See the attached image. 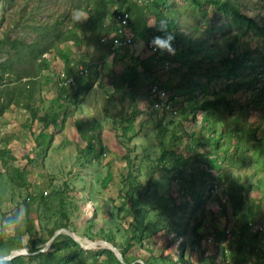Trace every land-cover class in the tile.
Returning a JSON list of instances; mask_svg holds the SVG:
<instances>
[{
  "label": "rangeland",
  "instance_id": "374dc122",
  "mask_svg": "<svg viewBox=\"0 0 264 264\" xmlns=\"http://www.w3.org/2000/svg\"><path fill=\"white\" fill-rule=\"evenodd\" d=\"M96 1L0 0V257L12 249L28 250L29 235L23 225L28 210L34 239L46 238L57 224L76 236L87 234V239L80 240L89 245L106 240L100 238L102 223L111 220L116 240L142 245L150 238L147 245L159 244L162 251L170 252L158 256L155 264H235L231 253L241 239V230L233 213L236 200L227 191L231 182L239 181L240 210L250 214L253 229L252 238H242L249 243L242 253L249 259L247 264H264V98L248 102L252 98L249 91L234 89L239 91L234 100L244 105L233 112L220 105L211 123L228 131L238 118L239 135L225 134L219 152L200 156L207 147L192 150V140H207L205 130L196 125L199 118L190 117L188 109L181 113L180 106L178 119H173L155 111L148 100L149 84H163L167 74L172 76L171 81L165 78L167 87L186 93L175 86L179 71L175 77L174 62L169 61L166 70L155 64L154 73L146 74L138 64L151 55L145 40L135 39L123 48L99 44L84 28L88 18L84 23L71 20L74 9L95 16ZM104 1L102 24L108 29L115 23L112 13L119 0ZM220 1L264 26L263 0ZM167 4L166 14L175 10L176 30L194 46L215 43L221 49V44L237 36L244 52L258 56L264 47L261 37L213 4L198 7L191 0H167ZM147 22L153 27L154 18ZM69 29L73 30L70 40H57L41 56L30 55L27 46L36 50L48 38L56 39L59 32V38H64ZM218 52V58L226 54L225 49ZM78 65L88 68L83 80L93 79L87 92L77 90V83H64L67 72H74ZM224 74L220 71L208 85L202 82L204 91L213 90L220 96L229 82L228 78L224 81ZM174 135L179 139L172 140ZM238 141L249 154L244 159L231 153ZM177 157L181 175L164 169ZM187 159L189 166L184 167L181 161ZM206 170L205 184L199 186L198 173ZM129 173L135 177L132 184L126 179ZM222 174L225 180L218 179ZM109 199L117 207L111 208ZM101 202L107 206L96 212L94 204L98 207ZM43 225L47 226L44 230ZM147 227L151 228L146 231ZM16 230L21 243L13 248L7 241ZM255 230H259L257 234ZM79 248L76 254L89 258L106 247ZM125 260L130 263L126 256ZM85 264L93 263L87 259Z\"/></svg>",
  "mask_w": 264,
  "mask_h": 264
},
{
  "label": "trees",
  "instance_id": "16d2710c",
  "mask_svg": "<svg viewBox=\"0 0 264 264\" xmlns=\"http://www.w3.org/2000/svg\"><path fill=\"white\" fill-rule=\"evenodd\" d=\"M99 2L96 3V13L93 15L88 16V21L86 22V24L84 25V28H87L88 30L91 31L92 36L97 39V42L99 44H106L109 43L110 46L111 43L107 40L102 41L101 38L103 36H109L112 32H117L118 30V26L115 23H112V25L109 26L108 29H105L103 27L102 21H103V15H104V9L106 7V2L104 0H98ZM172 1L169 2V4L172 5ZM191 3L195 6H204L205 4H213L218 11L223 12L225 15H230L233 18V21L236 24H244L246 25L247 28H249L250 30H252V34L258 37H261V40H264V26L262 25H257V23H255L252 18L247 17L245 15H243L242 13H240L235 7H228L225 3L226 2H221L220 0H191ZM169 9V5L167 4V0H152L149 1L148 3H143V4H139L136 0H119V6L118 9L116 11H114V13H112V15H115L118 11H125L126 13H128L129 15V27L130 30L132 32L133 38L135 39H143L146 42H148L150 39L153 38V36L155 35H161L162 33H159L156 30L155 25L158 24V22L163 19L166 20L168 23V30L174 35L175 40L173 42V47L175 48V54H169L167 52H161L160 50H156L154 53H152L150 56L146 57L145 59H143L142 61H139L138 64H140L143 67V71L146 74L152 75L153 72V67L155 64H160L161 68L162 65L166 62L169 63L170 62H174L177 63L179 67H174L173 69L175 71H179V69L181 67L186 68V71L184 72L187 73V75L183 76V80H185V83H187L188 88L191 85V88L188 89V92L186 93V96L181 97V104L180 106L182 107V111L181 113H186L187 109H188V113L189 116H191V114L194 112L195 107L200 106L199 104H197L196 100H195V96L196 94L194 93L193 90H195L194 88L198 85V83H194L196 82L195 80H192V76L188 75V73H193L194 69L196 67V65H198V63H200V61L204 58H209V59H214L213 58V54L209 55V54H204L207 50L206 48H202L199 46H194V44L192 42L187 41L184 38V35H182V33H179V30H176V22H175V18L174 13L175 10L171 8L172 11V15H168L166 14V12ZM89 10V9H88ZM149 17H153L154 18V25L153 27H150L147 25V21ZM73 30L69 29L64 38H59L60 37V32L56 34V39H54V37L43 39L46 40L44 44H39L36 50L32 49V45L27 46L29 48L30 51V55L33 56H41L45 51H47L48 49L52 48L55 46V43L57 42V40L60 41H68L70 40L71 36H72ZM54 39V40H53ZM51 40V41H50ZM48 41V42H47ZM101 42V43H100ZM239 40L237 38V36H233L232 38L229 39L228 42H226V54L222 56V58H220L221 60V64H223L222 67H227V73L225 74V79H229V82H227V84L225 85L224 90L228 93L232 90L235 89V87H246L243 90H247V91H251L252 90V85L254 83V72L256 69V66L259 64L261 58H263L264 56V48H260V54L258 56H256L254 53H249L248 51L244 52L240 49V46L238 45ZM185 44H187V46H184ZM180 45L179 48H177ZM198 52H204L201 54V57H197ZM219 53L218 51L215 50L214 52ZM220 54V53H219ZM196 57V58H195ZM164 59H168V60H164ZM217 61V60H216ZM242 61H246L248 65V70L251 72V79H249L246 82H242L243 84H240L236 81V78L233 77L235 76V73L238 71L239 67L241 66V64L243 63ZM242 62V63H241ZM230 65V66H229ZM243 65V64H242ZM2 67V66H1ZM86 67V65H85ZM87 69V73L86 74H78L75 71L74 72H67V77L71 76L73 77V82L70 83L69 85H73L74 83H77V90H80L81 92H87L89 91V89L92 87L93 85V79L91 77H89L86 80H83V78H85L88 75V68ZM163 69V68H162ZM215 69V68H214ZM213 68H211V70H214ZM134 72L135 70L132 69ZM165 70V69H163ZM213 75H217L215 72H213ZM231 76V80H230V76ZM153 83V82H151ZM150 83V84H151ZM154 83H159V82H154ZM149 84V85H150ZM162 84V83H159ZM163 86L167 87V85L162 84ZM237 89V88H236ZM136 93V91H135ZM77 94V93H76ZM180 95V93H179ZM134 96H136V94H134ZM181 96V95H180ZM259 97L262 98L264 97V92H260L257 94H254L252 96L253 97ZM76 97V95H75ZM75 97H74V101H75ZM149 100V99H148ZM218 100V101H217ZM236 101V100H235ZM234 100L230 99V98H225V97H219V98H214V99H208L205 100V104H210L212 106H216L215 104L217 103L218 105H222L225 108H229L230 112H233L235 107H239L241 108V104H238L237 101L235 102ZM185 102H188V104L186 105ZM150 103V102H149ZM187 106L189 107L187 108ZM3 108V104L0 106V112L2 111ZM180 109V107H179ZM180 114V113H179ZM173 119H178L171 117ZM236 120V119H235ZM209 130L208 133V137L206 142L202 141L199 138H196L195 140V144L192 146V150H194V148L196 146H204L207 147L204 148L205 150L202 151V155L200 156H204L206 157L207 154L209 152L215 151L218 152L220 150V139L221 137L218 136V138L216 137V129H215V125L209 123V126H207ZM129 128V126H128ZM124 132H128V129L124 130ZM236 128L235 129H231L229 131H227V136L234 138L233 136L236 135ZM175 139H179V135H174L172 140ZM174 140V141H175ZM228 145H231V143L229 142ZM227 145V146H228ZM233 147V145H232ZM232 149L233 154L239 155L241 158L239 159H244L245 157H248L249 154H247V152H243V148L240 144V142L238 141L237 146L233 147ZM240 149V150H239ZM230 153V154H231ZM232 154V156H233ZM193 155H195V152H193ZM179 157H177L175 163H171L170 167L168 168H164L165 170L169 171V172H173L175 175L179 174L181 175L180 170H177V167L180 166L179 161H178ZM232 159V157H231ZM231 161V160H230ZM233 161V160H232ZM189 162L188 159L187 160H182L181 164H183L184 167L189 166ZM232 163V162H231ZM210 166V164H206L205 167ZM215 168V167H214ZM163 170V169H160ZM159 171V170H158ZM208 174V170L206 171H202L198 173L197 176V181L196 183H198L199 186H202L205 184V178L204 176ZM220 176H223L220 175ZM134 176H131V173H129L126 176V179H130V182L132 184V182L134 181ZM218 179L220 180H225V175L223 177H218ZM229 185V184H228ZM241 188L242 185L239 183V181H233L231 182V185L229 186V191H227V193L229 194L230 198L232 200H236V204L234 207V215L236 217L239 218L240 224V236L241 239H239L238 244H237V248L234 250V252L231 253V255L233 256V259L235 261V264H247L249 262V259L247 257L244 256V253H242L244 247H248L249 243L245 244L242 240V238H246V239H250L252 238V233H251V226L252 224L250 223V219L251 216L249 213H247V215H243V213H241V206H242V194H241ZM56 193V192H55ZM62 193L58 194V196L62 199ZM28 208V207H27ZM59 214L61 216L65 215V213H63V211H59ZM23 225H24V230L27 231V234L29 235V238L27 240L26 243V247L28 248L29 252H32L33 254L28 255V256H24V255H19L16 257H13L12 259L9 260H3L0 261V264H30L32 262H35V264H68V262H71L73 257H75L76 253L78 251H80V248L78 247V244L76 242H74L71 237L69 235H67L66 233H60L58 234L54 240L52 241L49 249L45 252H39V253H34L37 250L43 248L44 244L48 241V239L53 235L54 231L60 227H64V225H57L55 224L52 228V230H50L48 233V236L46 238H39V239H34L32 237V235H34V233L32 232L31 229V220L30 217L28 215V210H26L25 213V218L23 220ZM46 225H43V230L46 229ZM149 227H147L146 231L149 230ZM198 228V225L195 229ZM253 230V229H252ZM145 231V232H146ZM259 231V230H258ZM258 231H254V233H258ZM107 241L111 242L112 244H114L115 246H118V244L110 239V238H106ZM7 243H9L10 245H13V248H18L20 247V243H21V234H19V231H14L13 235L10 236V238L8 239ZM0 247H2V244L0 245ZM98 252H105L106 254L109 255V257L112 260V263L114 264H124L122 262H120L118 260V258L116 257V255L114 254V252H112L110 249L105 248L103 250H96V252L94 253L97 254ZM124 259H125V252L121 251ZM125 264H128L125 260Z\"/></svg>",
  "mask_w": 264,
  "mask_h": 264
},
{
  "label": "crops",
  "instance_id": "0c3cea01",
  "mask_svg": "<svg viewBox=\"0 0 264 264\" xmlns=\"http://www.w3.org/2000/svg\"><path fill=\"white\" fill-rule=\"evenodd\" d=\"M180 10L181 9H179V11ZM221 13H223V12H221ZM147 25L149 26L148 22H147ZM232 37H230V38H232ZM221 40L223 41V39H220L219 44L222 43ZM228 41H226V42H228ZM226 42H224V45L221 44V46H219L221 49H219L218 46L215 43H213L211 46L207 45L206 46L207 50L205 51L204 54H209V55L213 54L214 55L213 56L214 59H212V60L209 59V58L202 59L200 61V63H198V65H196V67L194 69V72L193 73H188V75L192 76V80L196 81L194 83H198L197 87L199 88V92L196 91L198 88L193 90V91L196 94L195 100H196L197 104L200 105L198 107H195L194 112L191 114L190 117L194 116L196 118V119H194L195 121L199 118V120H198L199 122H197L196 125L198 126L199 129L201 128V129L205 130V132L207 134L206 137H208V133H209V131H211V130L208 129L207 126H209V123L214 121L213 120L214 116L218 115V113L220 111V105H218L216 103L215 104L216 106H212L210 104H205L204 101L208 100V99L210 100V99H214V98H219V97H225V98H230V99L234 100L233 97L236 98L235 95L237 94L235 92L238 91V90L237 91H233L232 90V91L227 93L225 90H222L221 93L223 92V94L220 93V96H216L217 94L213 90L211 92H209V93H206L204 91L205 87L201 85L202 82H205L204 85H208V82L211 81L212 77L219 76V72L220 71H221V73H225V74L227 73L226 72L227 71V67H222L223 64H221L220 58L217 57V53L216 54L214 53L215 50L216 51H222V52H223V49L226 50ZM204 54H200V57L202 55H204ZM197 57H199V56H197ZM242 62L241 63L243 65L241 64V66L239 67L238 71L235 73V76H233V77L236 78V81L238 83L246 82L249 79H251V72L248 70V66H246V65H248L247 62L246 61H242ZM174 64H175L176 67H179L177 63H174ZM211 68H213V69L215 68V69L211 70ZM185 71H186V68H184V67H181L179 69V73H178L179 79L176 82L175 86L177 85V87L180 90H183L184 92L187 93L188 89L191 88V85L188 88L187 83H185V80H183V76L187 75V73L184 74ZM174 72H175V70H174ZM213 72H215L217 75H213L214 74ZM175 74H176V72H175ZM225 74L223 75V77L225 76ZM174 76L176 77L177 74L174 75ZM229 76L231 77L232 75H229ZM166 77H168V74L165 76V78ZM165 78L163 80V84L166 81ZM167 79L169 81H171L172 76H171V78L168 77ZM223 79H224V81L226 80L225 77ZM166 82H168V81H166ZM167 84L168 83H166V85ZM201 86H202V88H201ZM236 88H238V87H235V89ZM244 88H246V87H240L239 90H243ZM170 90H172V89H170ZM172 91H174V90H172ZM174 92H176V91H174ZM176 93L179 94V92H176ZM186 93L185 94H183V93L180 94L182 99H183V97L186 96ZM262 98H264V97H262ZM262 98H260V96L259 97L258 96L257 97H253L251 99H248V102H250L253 99L259 100V99H262ZM236 100H237V98H236ZM185 104L187 105L188 102H185ZM243 105L244 104L241 103V107ZM201 122H204L205 124L202 125V124H200ZM217 127L215 126V129L217 130L216 131V137L218 138V136H220L221 137L220 141H221L223 139V137H226L225 134L227 135V131H225V129L220 130L219 126H217ZM235 128H236V130L238 128V118H236V120L234 121V124L232 125L231 129H235ZM231 129H229V130H231ZM236 134L239 135L238 131H237ZM219 147L222 148L221 145ZM212 152L215 153V151H212ZM108 202H109V206L111 208L112 207H117L116 206L117 204L114 202V200L109 199ZM102 205H104V207H105V206H107V203L106 202H101L98 207H96V205L94 204V206H95L94 210H96V212H97L98 208H100ZM102 224L104 225V229H103V231H101L100 238H103V239L110 238V239L114 240L118 244L117 247L120 249V251H124L125 252L126 259H127V261L130 262L128 264H133L134 261H140L141 263L145 262L146 264H155V259H157L158 256H160V255L161 256L162 255L166 256V255H168L170 253L168 250L167 251H162V249H161L162 247H159V244L157 246L147 245V242L150 240V238L145 239L144 241H142L141 242L142 245L136 243V241H131L129 243V245L127 243H124L123 241H118V240H116L117 238H115L116 235H114V233H112V231H111L112 229H114V228H112V221L111 220H109V222L105 221ZM98 230H100V229H98ZM94 235H96V233H94ZM85 236H86V239H87V234H83V235L79 234L77 237L79 239H81V238H84ZM85 243H87V242H85ZM103 249H105V248H103ZM103 249H99V250H103ZM87 259H89L90 262L93 263V264H95V263H98V264H114V263H112V260L109 257V255L106 254L105 252H98L95 255L93 254V255L89 256V258H87V254H86L85 257L84 256H79L78 254H76L75 257H73V259L71 261V264H85V263H87Z\"/></svg>",
  "mask_w": 264,
  "mask_h": 264
},
{
  "label": "built area",
  "instance_id": "2783aa9c",
  "mask_svg": "<svg viewBox=\"0 0 264 264\" xmlns=\"http://www.w3.org/2000/svg\"><path fill=\"white\" fill-rule=\"evenodd\" d=\"M149 1L152 0H144L143 3H148ZM115 21L118 26L117 32H112L109 36H103L101 40H107L111 43L112 46H116L119 48L132 45L134 42V38L129 27L128 13H126L125 11H118L115 15ZM151 40L152 39L147 42V48L152 54L156 50H153V47L150 44ZM168 64V62L164 63L162 65V68L165 70L169 69ZM74 71L81 75L87 73V69L81 65H78ZM72 82L73 77H65L64 83L66 85H69ZM260 92H264V56L256 66L254 72V83L252 85V90L249 91L252 96ZM147 94L150 105L153 109H155V111L157 109V111L167 113L170 117L174 118H177L179 116V107L181 104V96L179 94L170 90L168 87L163 86L162 84L154 82L148 86ZM225 234L228 237L229 231H226Z\"/></svg>",
  "mask_w": 264,
  "mask_h": 264
},
{
  "label": "clouds",
  "instance_id": "9594fccd",
  "mask_svg": "<svg viewBox=\"0 0 264 264\" xmlns=\"http://www.w3.org/2000/svg\"><path fill=\"white\" fill-rule=\"evenodd\" d=\"M88 18V13L83 9H74L71 20L76 23H84ZM156 30L161 35L153 36L150 41L153 50H160L161 52H167L169 54H175V48L173 47V42L175 40L174 35L168 30V23L166 20L161 19L158 24L155 25ZM9 223H13V221H9Z\"/></svg>",
  "mask_w": 264,
  "mask_h": 264
},
{
  "label": "water",
  "instance_id": "95a60500",
  "mask_svg": "<svg viewBox=\"0 0 264 264\" xmlns=\"http://www.w3.org/2000/svg\"><path fill=\"white\" fill-rule=\"evenodd\" d=\"M60 232H65L67 235H69L71 237V239L76 242L78 244L79 247L81 248H90V247H93L94 245L96 244H105L103 246H105L106 248L110 249L112 252L115 253L116 257L118 258V260L122 263L125 264V261H124V257H123V254L122 252L120 251V249L115 246L114 244H112L111 242L109 241H106V240H97V241H92V242H89V243H92V245H87V244H84L73 232H71L70 230L66 229V228H59L57 230L54 231L53 235L48 239V241L44 244L43 248L37 250L36 252L34 253H39V252H45L49 249L52 241L54 240V238L60 233ZM29 254H33L31 252H29L26 248H19V249H12L8 252L7 255L3 256V257H0V261H3V260H9V259H12L13 257H16L18 255H29ZM142 264H144L142 262Z\"/></svg>",
  "mask_w": 264,
  "mask_h": 264
},
{
  "label": "bare ground",
  "instance_id": "6f19581e",
  "mask_svg": "<svg viewBox=\"0 0 264 264\" xmlns=\"http://www.w3.org/2000/svg\"><path fill=\"white\" fill-rule=\"evenodd\" d=\"M88 243H89V242H88ZM89 245H92V243H90ZM102 245H105V244L102 243Z\"/></svg>",
  "mask_w": 264,
  "mask_h": 264
}]
</instances>
